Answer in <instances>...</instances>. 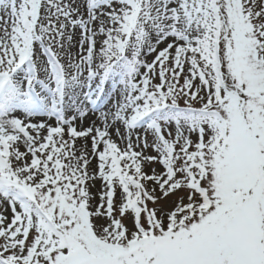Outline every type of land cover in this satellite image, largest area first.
Wrapping results in <instances>:
<instances>
[{
  "label": "snow or ice",
  "instance_id": "6c2138e0",
  "mask_svg": "<svg viewBox=\"0 0 264 264\" xmlns=\"http://www.w3.org/2000/svg\"><path fill=\"white\" fill-rule=\"evenodd\" d=\"M0 264H264V0H0Z\"/></svg>",
  "mask_w": 264,
  "mask_h": 264
}]
</instances>
